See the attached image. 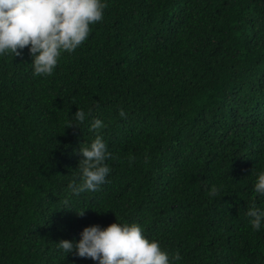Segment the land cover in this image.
<instances>
[{
	"label": "trees",
	"instance_id": "obj_1",
	"mask_svg": "<svg viewBox=\"0 0 264 264\" xmlns=\"http://www.w3.org/2000/svg\"><path fill=\"white\" fill-rule=\"evenodd\" d=\"M22 52L0 55V264H97L56 242L116 219L174 264H264L246 215L264 209V0H107L52 74ZM76 108L90 113L68 125ZM97 133L110 171L71 194Z\"/></svg>",
	"mask_w": 264,
	"mask_h": 264
},
{
	"label": "clouds",
	"instance_id": "obj_2",
	"mask_svg": "<svg viewBox=\"0 0 264 264\" xmlns=\"http://www.w3.org/2000/svg\"><path fill=\"white\" fill-rule=\"evenodd\" d=\"M106 7L107 0H0V55L20 56L27 46L34 74L50 75L62 52L74 51L88 38L91 25L103 19ZM89 113L76 108L68 125L77 126ZM104 126L102 119L93 118V129ZM79 153L77 177L68 185L71 194L97 190L110 171L106 158L111 153L102 134L81 143ZM253 188L257 194H264V168L256 173ZM210 190L216 193L220 187L213 184ZM64 203L72 209L70 199ZM84 209L75 211L83 214ZM246 215L254 230L264 226V209L249 207ZM56 243L64 256L74 252L97 264H174L181 259L178 252L170 254L159 240L144 235L139 223L117 219L103 227L96 223L84 226L78 240L61 239Z\"/></svg>",
	"mask_w": 264,
	"mask_h": 264
}]
</instances>
